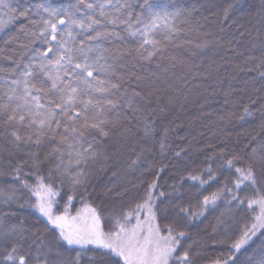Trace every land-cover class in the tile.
<instances>
[{"label":"snow or ice","instance_id":"snow-or-ice-1","mask_svg":"<svg viewBox=\"0 0 264 264\" xmlns=\"http://www.w3.org/2000/svg\"><path fill=\"white\" fill-rule=\"evenodd\" d=\"M196 7L169 10L157 0H76L62 5L53 0H0V30L18 19L27 21L20 29L26 40L20 45L24 51L9 70L15 78L4 74L0 80V176L10 177L9 187L0 188V204L10 208L22 199L21 191L27 192L28 200L20 208L35 209L47 221L45 231L55 234V244L63 242L68 251L76 253L75 257L61 258L56 251V259H51L53 247L43 234H28L23 221L6 224L16 215L9 212L0 215V264H84L85 256L88 264H196L201 253H193L192 244L184 245L188 233L178 226L198 220L221 202L226 212L216 218L213 235L220 228L224 234L213 243H231L226 253L209 264H264V139L254 137L241 151L227 154V159L221 149L220 164L214 168L209 163L199 174L181 176L169 192L157 191L160 185L153 180L143 196L133 197L136 202L129 201L127 207L122 202L105 214L103 208L85 204L83 212L69 213L75 194L89 183L94 171L89 165L97 164L101 157L105 162L108 159L101 140L114 134L132 135L133 119L145 122V138L153 135L151 115L138 103L151 93L138 91V83H129L134 74L121 71L119 61L125 56L150 60L163 55L166 46L180 35L182 18L187 22ZM233 8L230 4L224 10L222 24L229 25ZM254 15L264 28V0ZM127 38L137 42L134 48L103 46L105 41ZM37 41L42 48L33 47ZM210 43L204 40L197 47ZM224 43L230 45L231 41ZM257 67H264V56ZM141 79L135 76L137 82ZM260 111L264 113V105ZM243 115H252L249 105L244 106ZM165 147L162 138L161 152ZM132 151L135 158L129 168L138 166L151 148ZM181 151L175 156L179 157ZM208 159L212 161L213 157ZM104 166L100 164L101 169ZM224 170L232 178L226 177L220 187L202 199L172 203L173 192L185 179L191 182L190 187L198 185L197 193H201L210 182L219 180ZM248 188L253 195L241 196ZM109 193L114 200L123 201L129 189L109 190L106 195ZM64 196V209L58 212ZM232 205L247 219L238 221ZM168 215L169 223L161 226L158 218ZM105 219L110 221L108 231L102 225ZM232 225H237L236 231H232ZM258 235L260 242L252 247ZM26 244L28 251L21 254Z\"/></svg>","mask_w":264,"mask_h":264},{"label":"trees","instance_id":"trees-1","mask_svg":"<svg viewBox=\"0 0 264 264\" xmlns=\"http://www.w3.org/2000/svg\"><path fill=\"white\" fill-rule=\"evenodd\" d=\"M53 2L58 5L74 4L76 0ZM157 2L168 5L169 10L179 7L191 8L193 5L197 7L192 15L186 18L187 22L182 18L179 24L180 35L166 46L163 55L150 60L125 56L119 61L122 65L121 71L134 74L129 83L133 85L138 83V91L143 89L144 92L151 93L147 100H140L138 103L146 110V114L151 115L153 135L145 138L143 134L145 122L133 119L132 135L117 137L114 134L101 140V146L105 149L108 159L105 162L101 157L97 164L89 165L90 170L94 171L86 188L79 189L72 204L69 205L71 215H76L78 210L83 212L85 204L103 208L105 214L112 211L114 205L118 208L122 202L127 207L129 201L133 204L136 202L133 197L139 199L143 196L147 185L153 180H158L160 185L157 191L169 192L171 186L176 184L181 176H187L188 173L199 174L209 163H212L214 168L220 164L222 161L218 156L221 149L225 150L227 159V154L241 151L254 137L257 140L264 139V113L260 111L261 105H264L262 75L264 67H257L260 57L264 56V47H261V42L264 41V28L259 25V17L254 15L261 0H239L238 5L237 0H157ZM230 4L234 5L231 21L235 23L230 21L229 25H225L221 21L224 10ZM26 24V20L18 19L8 24L4 30H0V69L4 70V73L0 74V80L4 74H8L9 79L15 78V75L9 74V70L14 67V61L20 59L24 51L21 44L18 45L16 42H26L24 34L20 31ZM237 25L242 27L237 28ZM221 28L224 31H221ZM117 30L120 31L119 28ZM10 38L17 39L13 41ZM204 40L211 43L203 48L197 47ZM218 40L220 43H217ZM227 41H231V44L224 43ZM136 43L134 39L127 38L125 41H105L103 46L134 48ZM33 47L43 46L37 41ZM135 76L142 79L137 82ZM164 79H167L168 89L162 85ZM153 83L156 86H153ZM245 105H249L252 115H243ZM131 115L129 112V117ZM125 126H129L127 122ZM162 138L166 145L163 152L160 149ZM97 139L100 140L99 137ZM140 147L151 148V151L144 153V159L138 166L129 168V163L135 158L132 149L139 151ZM177 151H181L179 157L175 156ZM214 153L216 156H213ZM209 157H213V160L210 161ZM101 163L105 165L102 169ZM161 169L157 177V171ZM226 177L232 178L230 173L224 170L219 175V180L215 183L210 182L205 186L207 190L201 193H197L198 185L190 187L191 182L185 179L181 182L183 186L177 185L179 190L173 192L172 203L181 201L186 203L189 200L195 203L197 199H202L203 195L220 187ZM204 178L207 179V176ZM9 183L10 177L0 176V188L7 189ZM29 183L34 181L29 180ZM137 185L140 187H135ZM261 186H264V183ZM125 188L129 189V195L125 196L123 201L114 200L112 193L106 195L109 190L119 192ZM19 195L22 199L12 204L10 208L0 204V215L16 213L5 223L10 225L23 221V227L28 234L42 233L44 239L53 247L51 257L53 260L56 259V251L62 254L61 258L75 257L76 253L68 251L63 242L55 244V234L45 231L47 221L44 217L31 207L20 208V205L28 200L29 194L21 191ZM240 195L251 196L253 193L251 188H248ZM66 199L64 196L59 200L58 212L63 211ZM30 202H34V199ZM163 206L164 204H161V207ZM232 209L238 221L247 219L235 205H232ZM225 212L226 207L221 202L198 220L178 226V230L188 233L183 241L184 245L192 244V252L201 253L196 264H209L210 260L228 251L231 240L224 244L213 243L221 240L224 234L223 228H220L218 233L213 235V225L216 224V218ZM170 219L171 215L161 216L157 222L164 226ZM109 224L110 221L107 219L102 221L105 231L110 230ZM236 230L237 225H232V231ZM254 241L252 247L259 244V235ZM27 251L26 244L21 254ZM243 258L242 255L240 259ZM84 264H88L87 256L84 257Z\"/></svg>","mask_w":264,"mask_h":264},{"label":"rangeland","instance_id":"rangeland-1","mask_svg":"<svg viewBox=\"0 0 264 264\" xmlns=\"http://www.w3.org/2000/svg\"><path fill=\"white\" fill-rule=\"evenodd\" d=\"M24 41H21V43H23ZM18 45H20L21 43L20 42H16ZM163 86H165L166 87V89H168V84H167V79H164L163 80V84H162ZM153 86H156V84L155 83H153ZM214 115V114H213ZM226 135H228V133L226 132L225 133Z\"/></svg>","mask_w":264,"mask_h":264}]
</instances>
